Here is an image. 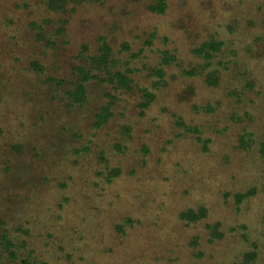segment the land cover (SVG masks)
<instances>
[{"label":"rangeland","instance_id":"1","mask_svg":"<svg viewBox=\"0 0 264 264\" xmlns=\"http://www.w3.org/2000/svg\"><path fill=\"white\" fill-rule=\"evenodd\" d=\"M152 4L69 2L53 12L46 0H0V133L26 148L0 149V166L18 170L0 186V216L32 229L39 264H234L252 250L264 264V159L258 143L240 142L246 131L264 136V0H167L163 13ZM48 18L64 28L51 46L30 26ZM104 38L115 52L130 42L122 56L139 68L159 66L161 50L178 60L160 88L134 73L136 88L113 91L114 116L97 128L110 87L93 86L87 104L70 107L53 97L50 77L69 75ZM213 38L228 44L214 61L217 85L187 75L205 62L194 48ZM145 86L157 94L146 109ZM203 206L202 221L180 217ZM214 224L225 236L211 241Z\"/></svg>","mask_w":264,"mask_h":264},{"label":"trees","instance_id":"2","mask_svg":"<svg viewBox=\"0 0 264 264\" xmlns=\"http://www.w3.org/2000/svg\"><path fill=\"white\" fill-rule=\"evenodd\" d=\"M82 1H99V0H46L49 9L53 12H59V9L67 8L69 2L81 3ZM158 4H152L150 9L154 12L163 13L167 9V0H157ZM264 9V6H261ZM64 23V22H63ZM55 21L52 18L45 19L43 21L34 20L31 22L30 26L36 33V38L38 41H48V45L56 44V37L64 33L63 26L57 28ZM47 39V40H46ZM125 46L121 48L119 52L114 51V47L111 43L104 38L101 45L98 47L97 51L92 54H81L80 63L74 65L71 68V72L67 76H52L50 77L51 82L56 84L57 93H54L53 97H59L58 94H62V97L66 101V104L70 107L82 106L90 101L92 88L97 85L106 84L110 87V92H107L109 101L104 103L100 110L96 114L95 127L100 128L106 125L110 119L114 116L113 107L116 105V99L118 96L114 92L127 91L131 92L136 88V80L133 76L134 73L146 72L148 78H154L152 81L153 88H160L167 83V67L174 64L178 60V56L168 50H161V63L159 66H145V68H139L131 64L132 58L125 59L122 56V52L132 49L130 42H125ZM227 42L225 40L211 39L202 43L200 46L194 48V53L196 56L205 60L201 67L194 68L193 70L187 71V75H199L203 74L205 80L211 85H217L220 83L219 71L213 68L215 58L224 52V48L227 47ZM234 52L238 53L236 48H233ZM136 53V52H134ZM238 55V54H236ZM135 58L139 57V54L134 55ZM33 68L40 71H44V67L38 61H33ZM241 67V66H239ZM243 72H248L251 75L252 71L246 68L237 72V74ZM155 83V84H154ZM156 87H155V86ZM247 86L252 89L254 82H248ZM237 90L235 87H229V96H237ZM114 91V92H113ZM139 91L143 95L142 107L144 109L148 108L153 101L156 99V92L150 87H140ZM239 91V90H238ZM237 94V95H236ZM1 96V95H0ZM1 98V97H0ZM211 109V106H209ZM2 133V132H1ZM0 133V149L5 153L9 152L12 154H17L18 152H23L26 148L23 143L8 145L7 139L4 140L6 136H2ZM247 134H242L241 145L247 148H253V143L255 145L258 143V151L260 156L264 159V136L257 140L253 132L246 131ZM249 135L250 138H245ZM5 147L7 148L5 150ZM3 153V152H2ZM4 153V154H5ZM2 154L0 155L1 159ZM6 169L0 166V186L5 184V179H8L12 174L16 175L18 170L16 169L15 162L8 161ZM5 167V166H4ZM122 170L113 168L107 174V180L112 182L115 177L121 174ZM9 174V176H8ZM20 177V176H19ZM264 190V186H263ZM258 192L257 187L251 188L249 191L244 193H238L236 195L237 201L242 203L251 196ZM235 197V198H236ZM209 216V209L203 206L198 209H188L181 212L180 217L189 223H195L206 219ZM121 231L124 228L120 226ZM207 228L211 229L212 239L211 241L219 240L224 238L225 234L222 230H219L218 225H210ZM32 229L27 226V224L20 223L17 224L10 218H3L0 216V264H39L41 254L38 252L36 246H34L30 236L32 235ZM259 251L246 252L240 261L234 264H255L257 258L259 257ZM48 264V263H46Z\"/></svg>","mask_w":264,"mask_h":264}]
</instances>
